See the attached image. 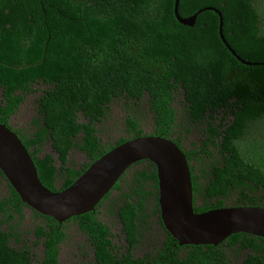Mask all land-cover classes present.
Segmentation results:
<instances>
[{
	"label": "trees",
	"instance_id": "obj_1",
	"mask_svg": "<svg viewBox=\"0 0 264 264\" xmlns=\"http://www.w3.org/2000/svg\"><path fill=\"white\" fill-rule=\"evenodd\" d=\"M172 5L173 0H0V122L14 130L44 186L63 188L112 145L154 133L181 147L191 192L202 198L200 205L192 197L195 211L264 206V147L251 153L236 143L248 135L264 137L249 128L264 119V0H177L180 16L204 6L219 11L226 44L249 63L236 59L219 38L213 8L201 9L186 25L175 19ZM35 83L43 88L34 98L33 116L25 128L11 127L9 116ZM114 101L124 111L125 135L102 143L96 124ZM145 116L150 132L139 125ZM191 126H197V140L184 148L181 136ZM46 140L57 163L49 152L39 154ZM71 148L87 158L78 168L68 163ZM5 184L0 264H60L58 247L68 221L86 237L91 259L67 264H233L227 251L241 256L238 264H264V237L255 234L230 233L214 245H178L155 214L151 161H134L93 209L61 221L26 207ZM229 196L232 201L225 203ZM104 202L119 224V242L98 215ZM25 208L34 222L24 230ZM153 222L163 230L161 240L133 255ZM28 232L31 245L41 247L37 259L24 243Z\"/></svg>",
	"mask_w": 264,
	"mask_h": 264
},
{
	"label": "water",
	"instance_id": "obj_2",
	"mask_svg": "<svg viewBox=\"0 0 264 264\" xmlns=\"http://www.w3.org/2000/svg\"><path fill=\"white\" fill-rule=\"evenodd\" d=\"M176 6L177 0H173L175 19L186 25H192L201 9L213 8L204 6L180 16ZM214 10L219 38L236 59L249 63L226 44L220 12ZM140 159L150 160L154 166L158 218L178 245H214L234 232L264 237V206L223 205L194 210L188 162L171 138L154 133L126 137L92 159L68 185L51 190L39 181L30 155L14 130L0 122V172L4 180L26 207L56 221L93 209L117 177Z\"/></svg>",
	"mask_w": 264,
	"mask_h": 264
},
{
	"label": "rangeland",
	"instance_id": "obj_3",
	"mask_svg": "<svg viewBox=\"0 0 264 264\" xmlns=\"http://www.w3.org/2000/svg\"><path fill=\"white\" fill-rule=\"evenodd\" d=\"M261 26H263V21L261 20ZM33 91H30L22 101L18 104L15 111L9 116L8 124L13 128H25L27 126V122L31 116L34 114V98L43 88L42 84L35 83L32 85ZM121 103L117 101L112 102L110 110L108 111L107 115L102 119L101 122L96 124L98 129V136L102 143H112L114 139L118 136H124V124L122 123V116L124 111L120 107ZM143 132H150L151 131V121L148 117H143L139 123ZM262 127V131H261ZM250 131L253 133L254 130L259 131L260 134L264 133V119H259L251 123ZM197 126H191L188 132H184L181 136V145L184 148H190L191 143L197 140ZM250 135L241 137L240 139L236 140V143L240 147H245L251 153H254V150H263L264 147V137L261 136L259 140L249 139ZM254 137H257L255 135ZM44 152H49L53 157L55 163H57L56 153L51 149L49 145V141L46 140L40 147L39 154ZM68 163L72 167L78 168L82 163H84L87 158L85 153L77 148H71L68 152ZM193 165H196L193 162ZM141 167L142 164H137L134 167ZM59 181H56V185H58ZM6 184L1 179L0 180V196L6 191ZM116 191L111 190L110 195H115ZM233 197L229 196L225 199V203H230ZM104 202L102 205L98 207L99 209V217L104 220L110 228V231L114 233V240L118 241L120 232H119V224L114 214H110L108 212V204ZM195 204H200L199 196L195 197ZM153 220V219H152ZM34 222V218L31 216L28 209H24V218L21 222V227L28 229L31 227V224ZM65 237L59 243L58 247V261L60 264H67L71 262H75L78 260H90L91 259V251L90 246L86 240V237L82 232H80L75 223L72 221L66 222V227L64 229ZM163 236V230L159 226L158 223L153 222L149 231L144 233L141 237L139 242L134 246L132 249L133 255H140L146 250L152 248L153 243H157L161 240ZM23 238H25L24 243L31 248L32 253L35 255V258L40 257L41 247L39 244L35 243L31 245L32 241L34 240L32 234L30 232L23 234ZM119 242V241H118ZM231 261L233 264H238L240 261V257H231L230 252L227 251Z\"/></svg>",
	"mask_w": 264,
	"mask_h": 264
},
{
	"label": "flooded vegetation",
	"instance_id": "obj_4",
	"mask_svg": "<svg viewBox=\"0 0 264 264\" xmlns=\"http://www.w3.org/2000/svg\"><path fill=\"white\" fill-rule=\"evenodd\" d=\"M143 161L147 163V162L150 161V160L143 159ZM189 163L191 164V162H189ZM152 165H153V164H152ZM153 167H154V166H153ZM193 167L196 168V165H194ZM2 180H3L4 183H5V180H4V179H2ZM156 195H157V193H156ZM196 196H199V195H198L197 193H193V192H192V197H193L194 199H195ZM199 198H200V205H201V203H202V202H201V201H202V198H201L200 196H199ZM155 214L158 215V209H157V211L155 212Z\"/></svg>",
	"mask_w": 264,
	"mask_h": 264
}]
</instances>
